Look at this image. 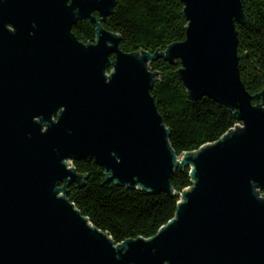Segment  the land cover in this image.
<instances>
[{
	"label": "water",
	"instance_id": "1",
	"mask_svg": "<svg viewBox=\"0 0 264 264\" xmlns=\"http://www.w3.org/2000/svg\"><path fill=\"white\" fill-rule=\"evenodd\" d=\"M115 1L0 0V264H264V90L240 78L243 0H181L186 40L155 54L122 51L102 26ZM86 19L84 43L72 26ZM160 58L180 61L190 99L242 125L179 159L151 95ZM78 160L105 183L171 196L190 166L193 185L155 236L116 244L67 197L86 179Z\"/></svg>",
	"mask_w": 264,
	"mask_h": 264
},
{
	"label": "trees",
	"instance_id": "2",
	"mask_svg": "<svg viewBox=\"0 0 264 264\" xmlns=\"http://www.w3.org/2000/svg\"><path fill=\"white\" fill-rule=\"evenodd\" d=\"M183 11L181 0H116L102 26L121 37L122 51L155 54L186 40L188 21ZM243 12L244 21L236 24L240 78L256 97L264 90V0H243ZM95 30L86 19L78 21L73 32L87 43L94 41ZM180 67L179 60L171 63L163 58L150 64L158 73L151 95L170 130L169 143L179 159L217 142L240 123L223 104L208 97L190 99L178 74ZM257 103L254 99L253 104ZM73 166L86 179L82 186L68 187V199L116 244L155 236L175 218L181 199L178 194L193 185L190 166L176 168L171 179L174 196L105 183V172L94 160L74 161Z\"/></svg>",
	"mask_w": 264,
	"mask_h": 264
},
{
	"label": "flooded vegetation",
	"instance_id": "3",
	"mask_svg": "<svg viewBox=\"0 0 264 264\" xmlns=\"http://www.w3.org/2000/svg\"><path fill=\"white\" fill-rule=\"evenodd\" d=\"M98 15V14H97ZM88 20V19H87ZM79 21H81V20H79ZM78 23V22H77ZM77 23L75 24V25H73L72 26V32H73V29L75 28V26L77 25ZM33 26V28H34V26L35 25H32ZM7 29H9L10 31H11V33L12 34H15L16 32H17V29L14 27V25H12V24H8L7 25ZM96 31V30H95ZM73 34L75 35V33L73 32ZM35 35V32H34V29L32 30V31H30V33H29V36H31V37H33ZM28 36V37H29ZM75 37H76V35H75ZM77 38V37H76ZM78 39V38H77ZM79 40V39H78ZM80 42H81V40H79ZM111 58L112 59H114L115 58V56L114 55H112L111 56Z\"/></svg>",
	"mask_w": 264,
	"mask_h": 264
},
{
	"label": "built area",
	"instance_id": "4",
	"mask_svg": "<svg viewBox=\"0 0 264 264\" xmlns=\"http://www.w3.org/2000/svg\"><path fill=\"white\" fill-rule=\"evenodd\" d=\"M237 125H242L241 123H238Z\"/></svg>",
	"mask_w": 264,
	"mask_h": 264
},
{
	"label": "rangeland",
	"instance_id": "5",
	"mask_svg": "<svg viewBox=\"0 0 264 264\" xmlns=\"http://www.w3.org/2000/svg\"><path fill=\"white\" fill-rule=\"evenodd\" d=\"M111 69V68H110Z\"/></svg>",
	"mask_w": 264,
	"mask_h": 264
}]
</instances>
